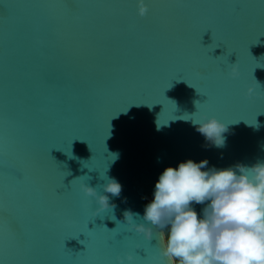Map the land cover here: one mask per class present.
<instances>
[{
	"label": "water",
	"instance_id": "obj_1",
	"mask_svg": "<svg viewBox=\"0 0 264 264\" xmlns=\"http://www.w3.org/2000/svg\"><path fill=\"white\" fill-rule=\"evenodd\" d=\"M145 3L0 0V264H118L149 239L113 214L142 218L166 167L264 159V0ZM210 116L222 147L190 120ZM105 173L97 215L80 184Z\"/></svg>",
	"mask_w": 264,
	"mask_h": 264
},
{
	"label": "clouds",
	"instance_id": "obj_2",
	"mask_svg": "<svg viewBox=\"0 0 264 264\" xmlns=\"http://www.w3.org/2000/svg\"><path fill=\"white\" fill-rule=\"evenodd\" d=\"M137 5L138 14L146 15L145 0H137ZM230 75H239L236 63L232 64ZM253 92L252 87L247 89L249 96ZM190 120L207 141L216 147L224 145L228 124L215 116ZM206 165V160L188 159L177 167H166L142 218L139 213L125 210L123 221L114 214L112 220L128 225L149 240L153 238V227L166 229L161 233L160 251L167 264H264V159L251 166L238 163L234 167L208 169ZM85 176L88 181L91 179L83 175L73 180ZM100 178L106 182L96 187L88 182L80 184L86 196L95 198L97 215L115 207L107 194L118 197L122 190V185L106 173ZM98 187L103 191H98ZM193 203L205 205L202 215H198ZM116 259L118 264H131L133 257L125 253Z\"/></svg>",
	"mask_w": 264,
	"mask_h": 264
},
{
	"label": "snow or ice",
	"instance_id": "obj_3",
	"mask_svg": "<svg viewBox=\"0 0 264 264\" xmlns=\"http://www.w3.org/2000/svg\"><path fill=\"white\" fill-rule=\"evenodd\" d=\"M155 239L157 243L152 245L150 241ZM151 240H146V243H140L139 246H135L133 249V264H153V261L157 258L156 253L159 252V260L163 261L164 257L161 255L160 248L162 246V238L156 235ZM143 252V255L140 252Z\"/></svg>",
	"mask_w": 264,
	"mask_h": 264
},
{
	"label": "trees",
	"instance_id": "obj_4",
	"mask_svg": "<svg viewBox=\"0 0 264 264\" xmlns=\"http://www.w3.org/2000/svg\"><path fill=\"white\" fill-rule=\"evenodd\" d=\"M166 231V229H164V232Z\"/></svg>",
	"mask_w": 264,
	"mask_h": 264
}]
</instances>
